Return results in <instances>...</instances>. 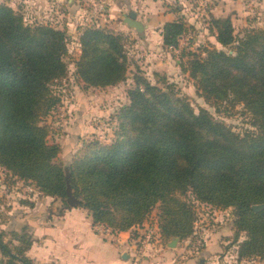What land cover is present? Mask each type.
Instances as JSON below:
<instances>
[{"label":"trees","instance_id":"16d2710c","mask_svg":"<svg viewBox=\"0 0 264 264\" xmlns=\"http://www.w3.org/2000/svg\"><path fill=\"white\" fill-rule=\"evenodd\" d=\"M210 17L211 34L230 50L183 49L182 68L209 104L243 103L256 130L235 133L143 75L131 78L122 36L85 27L75 77L101 89L130 78L129 101L116 115L111 142L88 140L63 165L61 146L50 141L52 128L43 120L61 100L54 86L69 72L67 32L26 23L0 2V166L64 208H86L94 224L113 231L144 224L157 207L165 245L174 237L194 241L197 203L231 208L238 259L264 256V207L252 208L264 204V28L235 36L231 17ZM188 29L183 17L166 22L163 46H178ZM33 242L30 231L1 229L0 264H33L26 254Z\"/></svg>","mask_w":264,"mask_h":264},{"label":"rangeland","instance_id":"374dc122","mask_svg":"<svg viewBox=\"0 0 264 264\" xmlns=\"http://www.w3.org/2000/svg\"><path fill=\"white\" fill-rule=\"evenodd\" d=\"M80 1L81 2L76 1V3H78L79 6L84 4L85 15L83 17L86 19V23L84 25L82 24L83 26L81 25L82 28L79 30L78 42L81 32L85 27H100L114 34L121 35L129 57V76L131 78L134 77V74L143 75L152 84L158 85L163 90L174 92L181 99L189 102L196 112H199L201 108L206 109L215 120L223 122L235 133L243 135L247 132L256 130L253 116L245 108L243 103L238 102L234 105L220 103L217 106L209 104L204 97L200 96L197 92L195 81L190 73L184 71L182 68V64L188 61L187 57L181 56L183 49L186 50V52L192 51L196 53H200L204 50V47H212L225 51L230 50V48L218 44L215 35H212L208 29L211 18L209 15L210 6H208V4L205 5V2L202 4L192 2L184 8L186 14L190 15V17H181L184 18L189 29L180 37L179 44L176 46L179 49L175 50L171 47L166 48L163 46L159 48V50L154 51V55H151V53L146 50L148 51L147 55H149L147 59V56L142 54L146 51L136 44V39L134 38L136 30L129 27L124 21V15H128L130 9L124 14L118 12L119 10H115L119 14L115 13L111 17L108 16V11H106L105 15H101L100 12L95 9V6L85 5L83 0ZM0 2L6 3L5 0H0ZM110 2L111 1H109L107 5V9L109 8ZM212 2H214L216 6H219L218 14H228L215 17H231V14L233 15L231 20L235 36H242L246 29L264 28V0H211V4ZM172 6L175 8V4ZM29 10L30 8L27 9V11L22 10L24 13L17 10L24 15L26 23H47L53 25L61 30H66L69 38V54L66 56L69 72L64 81L61 80L54 86L56 90L55 93L61 98L58 102L60 108H55L52 114H50L54 119L48 115L43 120L52 128L50 141H53V133H55V136L63 143V150L58 156L57 161L65 165L72 160L77 150L88 140L102 138V142L108 143L115 138L118 126L116 115L129 101L127 90L130 85L126 86V88L121 87L117 90H107L104 93H100L97 88L85 87L83 83H80L75 77V61L79 57L80 52L78 51L80 46L77 45V39L75 40L73 37V29H75L74 27L76 25L73 24L72 26H68L67 29L60 19L32 18L30 17L31 13ZM178 12L180 11L178 10ZM65 14H70L68 16L69 20L73 18L71 13L66 11ZM192 14L195 15L191 16ZM69 30L71 32H68ZM164 50H168L169 52H165ZM168 84L170 85L167 86ZM82 125L98 128L101 132L100 134H96L86 129H81ZM76 126H79L80 129H75ZM64 136L66 137L63 141L62 137ZM16 180H18V178L10 172L6 175V172L4 173V171L0 169V232L1 229L8 231L13 228L12 224H14L13 219L15 216H13V219L11 216L14 212L10 209L13 214H9L6 210L16 206V211L19 212L22 205L21 201H30L29 198H27V193H29V191L26 189V186H24L22 182L16 183ZM12 184L15 187H20L19 189H21L23 196L17 193H15L14 196L9 195L7 192L8 187H11ZM31 193L33 196L40 195L39 192ZM56 201L57 199H55V202ZM53 203L54 201L48 200L45 206H52ZM197 208L202 214V216H200L201 222L198 228L199 233H202L204 230L209 232L215 229L211 224V218L213 214L216 215L220 210H214L201 205H198ZM22 209L23 208H21V210ZM231 211V208L228 209L229 214H231ZM22 212L19 214L22 215ZM157 212L158 208L156 207L149 217L150 221L157 218ZM20 225L21 223L18 224V228H20ZM233 235L234 234L226 238L225 242L222 243L221 250L216 254L217 257L215 260H212L208 264H264V256L238 259L236 241H234ZM9 238L10 237L7 236L6 239ZM205 238L207 242L210 239L207 238V236H205ZM241 238H244L243 233H241L240 240ZM1 259L5 260L3 254L0 252V260Z\"/></svg>","mask_w":264,"mask_h":264},{"label":"crops","instance_id":"0c3cea01","mask_svg":"<svg viewBox=\"0 0 264 264\" xmlns=\"http://www.w3.org/2000/svg\"><path fill=\"white\" fill-rule=\"evenodd\" d=\"M76 1L81 2L80 0H5L15 10L27 11L30 8V17L32 18L60 19L67 29L68 26L76 25L74 27L76 30L73 29V37L75 40L77 39V45H79V30L86 23V19L83 17L85 15L84 4L79 6ZM109 1L111 2L108 8V16L112 17L115 13L119 14L118 12L124 14L129 9L130 12L135 11L137 13V19L142 21L144 30L142 32L136 31L134 38L136 39V44L141 46L144 51L148 50L151 55L154 51L163 47L162 32L166 22L173 21L181 16L184 18L190 17L184 9L188 4L192 2L202 4L205 2V5L208 4L210 6V16L228 15L218 14L219 6H216L214 2L211 4V0ZM174 4L175 8L172 6ZM66 11L71 13L73 17L71 20L68 19L70 14H65ZM193 15L195 14L191 16ZM231 17L233 18L232 14ZM68 32L71 31L69 30ZM78 51H80V48H78ZM148 51L142 53L147 56V59L149 58V55H147ZM164 51L169 52L168 50ZM131 82L132 80L129 78L127 82L109 86L105 89H97L100 93H104L107 90L126 88ZM89 88L94 89V87ZM50 117L53 116L50 115ZM75 129L78 130L80 128L76 126ZM81 129H86L96 134L101 132L100 129L91 126L82 125ZM53 135L54 139L52 138V140L59 143L62 147L63 143L61 140L55 136V133ZM65 137H62L63 141ZM61 149L63 150V147ZM5 172L7 175L8 171ZM21 182V180H16V183ZM13 184L8 187L7 192L9 195L14 196L17 193L23 196L21 189H19L20 187H15ZM39 196H33L29 192L27 193V198L30 201H21L22 205L19 212L16 211V206L6 210L9 214H13L10 209L14 212L11 216L12 219L15 216L11 230L19 231L23 229L32 233L34 242L26 254L33 261V264H208L215 260L216 254L221 250L222 243L233 234V212L231 211V214H229L228 209H218L220 212L216 213V215L213 214L211 218V224L215 229L209 232L206 231V236L210 239L197 256L188 255L185 250L187 240L180 239L176 246H169L171 241L169 240L163 248L149 251L145 257H142L137 255L136 234L143 227H135L128 231L120 232L111 230L104 233L99 230L98 226L100 224L93 223L92 217L86 208H64L58 198L47 196L43 193H40ZM55 199H57L56 202ZM48 200L54 201L52 206H45ZM21 208L23 209L21 210ZM20 212H22V215L19 214ZM19 223H21L20 228H18ZM7 236L5 240H8L6 239Z\"/></svg>","mask_w":264,"mask_h":264},{"label":"built area","instance_id":"2783aa9c","mask_svg":"<svg viewBox=\"0 0 264 264\" xmlns=\"http://www.w3.org/2000/svg\"><path fill=\"white\" fill-rule=\"evenodd\" d=\"M83 1L87 5L95 6V9H97L101 15H105L106 11H108L107 5L109 4V0H83ZM171 48H173L175 50L179 49V48L173 47V46H171ZM62 80L64 81L65 78H63ZM55 108L56 109L60 108V105L57 104ZM101 139L102 138H100L98 140H100L102 142ZM0 169L6 171V169H4L1 166H0ZM26 189L29 192H33V193L39 192L37 190V188L31 184L27 185ZM198 205L206 206V207L211 208V209H215L210 205H206V204H202V203H197V206ZM197 210L199 212V218L196 222L197 234H196L193 242H191V243L187 242V244L185 245L186 253L188 255H191V256L198 254L200 249L206 244V238L204 236L205 230L202 233H199V231H198L199 224L201 222L200 216H202V214L198 208H197ZM142 225L136 226L137 228L140 226L143 227V229L138 234H136L137 255L145 257L149 251H155V249H159V248L161 249L165 246V244L163 242V238H162V235H161V232L159 229L157 218H155L151 221L149 219V221L148 220L146 221V224L144 223ZM98 227H99V230H101L104 233L111 231V229L109 227L104 226L102 224H100V226H98Z\"/></svg>","mask_w":264,"mask_h":264},{"label":"water","instance_id":"95a60500","mask_svg":"<svg viewBox=\"0 0 264 264\" xmlns=\"http://www.w3.org/2000/svg\"><path fill=\"white\" fill-rule=\"evenodd\" d=\"M124 21L125 23L131 27L134 28L137 32H142L144 30V25L142 21H139L137 19V13L135 11H131L128 15H124ZM264 207V204H255L252 206V208L255 211H258ZM180 240L179 237H174L171 239L169 246H176L178 241Z\"/></svg>","mask_w":264,"mask_h":264}]
</instances>
